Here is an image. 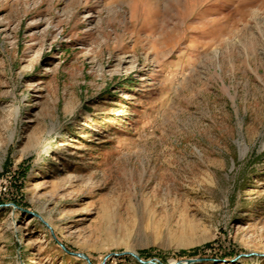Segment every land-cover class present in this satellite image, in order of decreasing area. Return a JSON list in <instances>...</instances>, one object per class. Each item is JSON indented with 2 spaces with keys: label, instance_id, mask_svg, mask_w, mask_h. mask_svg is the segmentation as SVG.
<instances>
[{
  "label": "rangeland",
  "instance_id": "rangeland-1",
  "mask_svg": "<svg viewBox=\"0 0 264 264\" xmlns=\"http://www.w3.org/2000/svg\"><path fill=\"white\" fill-rule=\"evenodd\" d=\"M251 253L264 0H0V264Z\"/></svg>",
  "mask_w": 264,
  "mask_h": 264
},
{
  "label": "water",
  "instance_id": "water-1",
  "mask_svg": "<svg viewBox=\"0 0 264 264\" xmlns=\"http://www.w3.org/2000/svg\"><path fill=\"white\" fill-rule=\"evenodd\" d=\"M125 254L132 255L138 261L143 262L137 254H134V253H125ZM77 256L80 257V258H82V259H85V260H87L89 262V259L85 255H83V254H77ZM245 256H264V254L260 255V254H256V253H251V254H247ZM190 262H193V261H190ZM149 263H151V262H149Z\"/></svg>",
  "mask_w": 264,
  "mask_h": 264
},
{
  "label": "trees",
  "instance_id": "trees-1",
  "mask_svg": "<svg viewBox=\"0 0 264 264\" xmlns=\"http://www.w3.org/2000/svg\"><path fill=\"white\" fill-rule=\"evenodd\" d=\"M193 254H195L196 252H192Z\"/></svg>",
  "mask_w": 264,
  "mask_h": 264
}]
</instances>
